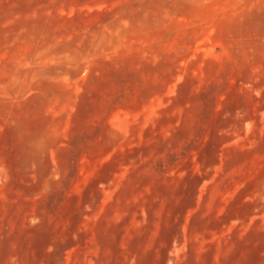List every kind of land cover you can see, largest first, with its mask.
I'll return each instance as SVG.
<instances>
[{
	"label": "rangeland",
	"instance_id": "1",
	"mask_svg": "<svg viewBox=\"0 0 264 264\" xmlns=\"http://www.w3.org/2000/svg\"><path fill=\"white\" fill-rule=\"evenodd\" d=\"M0 264H264V0H0Z\"/></svg>",
	"mask_w": 264,
	"mask_h": 264
}]
</instances>
